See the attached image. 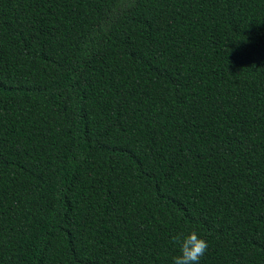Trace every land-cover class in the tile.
I'll return each mask as SVG.
<instances>
[{"label": "trees", "instance_id": "obj_1", "mask_svg": "<svg viewBox=\"0 0 264 264\" xmlns=\"http://www.w3.org/2000/svg\"><path fill=\"white\" fill-rule=\"evenodd\" d=\"M264 264V0H0V264Z\"/></svg>", "mask_w": 264, "mask_h": 264}, {"label": "clouds", "instance_id": "obj_2", "mask_svg": "<svg viewBox=\"0 0 264 264\" xmlns=\"http://www.w3.org/2000/svg\"><path fill=\"white\" fill-rule=\"evenodd\" d=\"M171 242L179 249V254L172 257V264H199L208 249V242L194 229L172 235Z\"/></svg>", "mask_w": 264, "mask_h": 264}]
</instances>
